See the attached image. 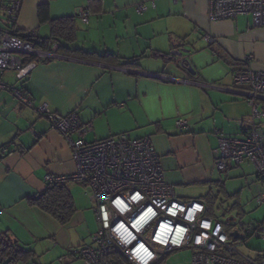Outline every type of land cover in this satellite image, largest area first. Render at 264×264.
<instances>
[{"label": "crops", "instance_id": "0c3cea01", "mask_svg": "<svg viewBox=\"0 0 264 264\" xmlns=\"http://www.w3.org/2000/svg\"><path fill=\"white\" fill-rule=\"evenodd\" d=\"M10 1L0 0V30L8 29ZM139 4L144 13L137 12ZM208 7L209 0L22 1L17 32H35L43 47L55 37L53 21L74 18L72 42L55 38L70 51L93 54L42 60L23 81L0 71V82L30 98L25 104L0 90V235L34 251L36 264H84L74 251L90 244L99 226L92 205H80L74 196L77 212L66 225L28 203L47 188V177L75 171L68 142L37 111L43 105L91 123L87 142L124 133L150 138L178 199L208 202L212 192L227 210L236 205L228 220L264 207L257 203L264 177L252 163L224 172L214 164L219 138H242L251 124V107L234 72L247 57L255 70H264V28L254 27L250 15L212 23ZM82 10L89 12L88 23L79 16ZM180 41L190 51L184 57L193 75L180 60L162 56L177 51L173 44ZM107 53L137 63L120 66L100 58ZM256 103L264 113V99ZM180 118L188 128L176 126ZM259 127L264 137V122Z\"/></svg>", "mask_w": 264, "mask_h": 264}, {"label": "built area", "instance_id": "2783aa9c", "mask_svg": "<svg viewBox=\"0 0 264 264\" xmlns=\"http://www.w3.org/2000/svg\"><path fill=\"white\" fill-rule=\"evenodd\" d=\"M22 1H10L8 29L0 30V71H13L17 81L28 78L42 60L66 58L56 40L49 39L39 47L35 32L15 30ZM136 9L140 14L147 10L143 4ZM240 15H250L254 27L264 28V0H209L212 23ZM79 16L88 23V11H80ZM234 81L251 107V124L242 138H219L215 168L224 172L230 165L248 162L264 177V137L259 127L264 113L256 103L264 99V70H255L247 57L235 69ZM0 90L30 103L15 85L0 82ZM37 111L66 139L75 165L73 173L49 176L48 182L81 185L96 215L99 226L91 243L74 251L84 264H157L161 256L183 249L194 250L191 264H264V248L250 249L252 257L241 251L248 241L264 242V219L258 224L238 221L228 231L226 223L207 214L206 201L178 199L150 138L133 139L124 133L87 142L91 123L82 122L74 113L53 114L46 105ZM176 126L186 129L189 123L180 118ZM257 203H264V193ZM236 230L241 239L231 236Z\"/></svg>", "mask_w": 264, "mask_h": 264}, {"label": "trees", "instance_id": "16d2710c", "mask_svg": "<svg viewBox=\"0 0 264 264\" xmlns=\"http://www.w3.org/2000/svg\"><path fill=\"white\" fill-rule=\"evenodd\" d=\"M74 21V18H61L53 21L52 28L55 37L60 36L64 38V40L72 42L75 37V25L73 26ZM55 37L50 39H54L60 44L59 52L62 55L67 56L74 53L79 54L81 57H89L93 55L79 50L70 51L68 47L61 44V42ZM39 43L40 42H38V44ZM169 57L170 55H165V58L168 59ZM100 58L106 61L113 60V62L120 64V66L130 67L137 63V61L134 60L121 62L117 55L111 53L100 56ZM240 65L241 64H238L236 68ZM68 185L69 184L49 183L47 188L41 194L29 198L28 203L30 206L36 207L52 216L60 225H66L77 212L75 199L69 190ZM207 201V214L216 217L214 210V208H216V195L211 192L207 197ZM234 208H236V205L228 209V211H232ZM226 224L229 225L230 222L228 221ZM35 259L36 255L34 251L19 247L8 235H0V264H30L31 262H34Z\"/></svg>", "mask_w": 264, "mask_h": 264}, {"label": "rangeland", "instance_id": "374dc122", "mask_svg": "<svg viewBox=\"0 0 264 264\" xmlns=\"http://www.w3.org/2000/svg\"><path fill=\"white\" fill-rule=\"evenodd\" d=\"M72 114V113H70ZM75 114V113H74ZM69 115V114H68ZM78 117V116H77ZM70 188L72 190L73 196L78 200L80 205L87 204L88 206H91L87 190L83 188L82 186L74 185V183L69 184ZM214 208L215 210V216L216 218H219L222 222L227 223L228 218L230 216L231 211L227 210V204L221 205L219 203L216 204ZM232 216V215H231ZM235 222L230 223L227 225V230L230 231L232 228H234V224H237L238 221H241L245 223H252L255 224V220L262 221L264 218V207H261L257 210L248 209L245 211V214L243 217L239 218L238 215H235ZM264 248V242L259 240H251L248 241L244 247L241 248V251L247 255V256H255L250 249H263ZM194 254V250L192 249H183L175 251L167 256H161L160 262L158 264H191V259ZM29 264V263H28ZM30 264H36V262H31Z\"/></svg>", "mask_w": 264, "mask_h": 264}, {"label": "water", "instance_id": "95a60500", "mask_svg": "<svg viewBox=\"0 0 264 264\" xmlns=\"http://www.w3.org/2000/svg\"><path fill=\"white\" fill-rule=\"evenodd\" d=\"M173 47L176 48L178 47V50L177 51H173L171 52V55L168 59L170 60H180V66L182 69H184L185 71H187L188 73L190 74H195V70L193 69L192 65L190 64V62L185 59V54H189L190 51L185 49L183 47V45L181 44V42H179L178 44H173ZM183 47V48H182ZM162 56H165V55H162ZM234 218H231L229 219L228 221L230 223H233L234 222ZM231 236L234 238V239H241L242 238V235L240 234L239 231H234L231 233Z\"/></svg>", "mask_w": 264, "mask_h": 264}]
</instances>
